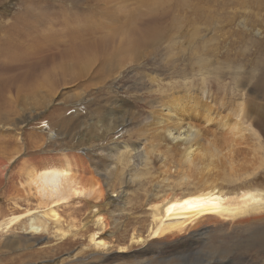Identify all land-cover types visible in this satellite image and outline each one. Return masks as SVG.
I'll return each mask as SVG.
<instances>
[{"label":"rangeland","instance_id":"rangeland-1","mask_svg":"<svg viewBox=\"0 0 264 264\" xmlns=\"http://www.w3.org/2000/svg\"><path fill=\"white\" fill-rule=\"evenodd\" d=\"M0 61L16 78L0 99V264H264V0H0ZM186 89L223 117L244 106L240 157L211 179L187 174L146 126L161 112L167 123L161 102ZM73 152L99 171L103 198L42 199L20 180L32 159ZM204 179L262 201L154 236L161 195Z\"/></svg>","mask_w":264,"mask_h":264},{"label":"bare ground","instance_id":"bare-ground-1","mask_svg":"<svg viewBox=\"0 0 264 264\" xmlns=\"http://www.w3.org/2000/svg\"><path fill=\"white\" fill-rule=\"evenodd\" d=\"M68 52L71 53L72 51L66 50V53H63L67 54ZM1 65L3 64L0 61V73L1 71L7 70L3 69ZM5 67L8 68L9 65ZM9 78L10 77H4L0 74V99L4 97L5 85L8 86L9 84L8 90L14 89L13 87L15 86V82L12 79L16 78ZM8 80H10V83ZM184 94L185 96L182 98L176 97L175 92L168 94L161 102V107L159 108H162L163 110H169V118H166L168 121L167 123L160 122V119L164 115V113L162 115L161 112V114L158 115L154 121L152 118L151 123H148L146 126H149L151 130H154L156 133L154 136L160 137L159 141L161 143L162 141L166 143L168 148H170L169 144H173V147H171L173 154L174 156L179 157V164L187 168V174L195 175L199 178L204 177L205 174L208 173L207 176L210 177L211 171H213L212 169H215L217 165L224 166L229 164L233 168L232 164L240 157L238 154V146L241 144V142H243L241 140L245 135L244 126L247 121H244L243 119L244 106L240 104V107L236 111L238 113L235 112L234 115L227 114L228 116L226 115L223 117L222 115L218 114L219 112H215L213 107H210L209 104L200 102L197 104V102H195V96L190 89H186ZM45 102L46 105L49 103V101ZM183 110L190 112L193 117L187 116ZM199 115H203L204 119L206 120L205 123H208L209 125L210 122H215L217 124L218 130L220 131L219 135L218 133L211 132L210 137H207L206 132L200 127L201 123H198L199 121L196 123V118L199 119ZM153 116L155 118V115ZM107 125L108 124L106 123V125L103 126L107 128ZM114 127H116V125ZM121 128L122 126H119L114 130L116 131L117 129ZM145 130H147V128ZM183 134H185V137L182 138ZM170 150L169 152H171ZM51 156L52 155H45L43 158L42 156L36 157L32 159L31 163L27 167H23L26 170L22 173L20 172L21 175L19 177L26 188L29 190L34 188L35 193L42 199L45 197L48 200H55L57 202L66 201L75 196L88 197L92 198L93 200H99L103 198L105 195V190H103L102 182L99 176L96 177L97 173L95 172L99 171L93 170L94 168H92L90 164L85 163V161L88 160L84 155H77L73 152L68 154H58L54 155L53 157ZM42 160L43 162H41ZM81 161H83L87 166H80L79 164ZM246 162H249V158L246 160ZM6 165L5 159L0 157V189L5 182ZM249 168H251L250 165L246 171ZM93 172L94 175L92 174ZM208 179L209 178H207V180ZM201 184V188H197L187 193L185 192L182 195H178L177 193L161 195V199L158 200V202L156 201L154 204L155 206H153L155 211L153 215L154 222H156V225L152 231L154 236L163 234L165 232L182 231L189 223L201 222V220H204L205 218H213L215 216L224 218L234 217L235 215L246 211L248 208H253L258 203H261L263 198V193L260 190L253 188L240 191L238 198L229 199L226 193L222 191L218 185L208 183V181L206 182L205 179ZM14 189L22 194V196H25V191L19 187L18 182H13L11 184L9 192L11 191L10 193L13 194V192H15ZM233 201L238 203V205L233 207ZM53 215L56 216V214ZM173 216H184L185 219L184 221H173L167 224L165 220ZM18 218L19 217H13L9 222L12 223ZM99 244L102 245L104 243L101 242Z\"/></svg>","mask_w":264,"mask_h":264}]
</instances>
